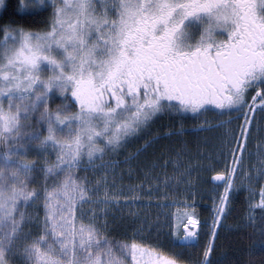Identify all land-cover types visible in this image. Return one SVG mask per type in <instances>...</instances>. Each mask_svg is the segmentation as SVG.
<instances>
[{
  "label": "snow or ice",
  "instance_id": "obj_1",
  "mask_svg": "<svg viewBox=\"0 0 264 264\" xmlns=\"http://www.w3.org/2000/svg\"><path fill=\"white\" fill-rule=\"evenodd\" d=\"M0 264H264V0H0Z\"/></svg>",
  "mask_w": 264,
  "mask_h": 264
},
{
  "label": "trees",
  "instance_id": "obj_2",
  "mask_svg": "<svg viewBox=\"0 0 264 264\" xmlns=\"http://www.w3.org/2000/svg\"><path fill=\"white\" fill-rule=\"evenodd\" d=\"M189 117H191V114H189ZM194 121L189 119L188 123L191 124ZM210 173H204L202 176V183H201V190L200 194L197 196L198 201V208L202 209V218L206 217L208 215V205L211 203L209 199V189L211 188V184L207 183V181L210 179ZM201 197H203L201 199ZM246 212V204L244 203L243 198L236 201L235 206L233 208L232 214L228 219L229 224H235L237 223L242 216L245 215ZM224 251L222 248L217 249V256L220 255V253Z\"/></svg>",
  "mask_w": 264,
  "mask_h": 264
}]
</instances>
